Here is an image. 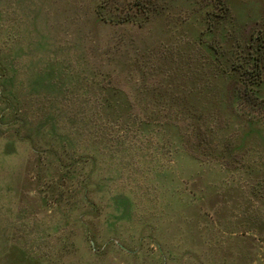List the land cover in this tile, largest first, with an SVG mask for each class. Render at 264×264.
Instances as JSON below:
<instances>
[{
	"label": "rangeland",
	"instance_id": "rangeland-1",
	"mask_svg": "<svg viewBox=\"0 0 264 264\" xmlns=\"http://www.w3.org/2000/svg\"><path fill=\"white\" fill-rule=\"evenodd\" d=\"M224 10L0 0V264H264V0Z\"/></svg>",
	"mask_w": 264,
	"mask_h": 264
},
{
	"label": "trees",
	"instance_id": "trees-1",
	"mask_svg": "<svg viewBox=\"0 0 264 264\" xmlns=\"http://www.w3.org/2000/svg\"><path fill=\"white\" fill-rule=\"evenodd\" d=\"M209 2H214L216 5H218L220 11H225L224 10L225 0H209ZM141 12H145V11L141 10ZM98 20L102 21L104 19H101V17L99 16ZM128 21L129 19H126V22ZM239 76H240L239 77L240 80H242L241 79L242 77L244 78V80L250 78L259 79L262 76L261 68H259L258 64H254V67L252 69L245 68L242 71H240ZM234 94L236 95L237 98L240 99L239 103L241 104L242 108L248 113L247 114L248 117H253V116L263 117L262 112L264 111L261 103L258 102L257 98L253 95V92H251L248 89V87L244 85V83L242 85H237V89L236 88L234 89Z\"/></svg>",
	"mask_w": 264,
	"mask_h": 264
}]
</instances>
